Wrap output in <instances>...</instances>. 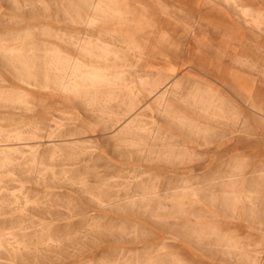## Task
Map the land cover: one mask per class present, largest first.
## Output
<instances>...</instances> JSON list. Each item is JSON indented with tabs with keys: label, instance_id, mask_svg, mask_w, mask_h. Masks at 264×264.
I'll list each match as a JSON object with an SVG mask.
<instances>
[{
	"label": "rangeland",
	"instance_id": "obj_1",
	"mask_svg": "<svg viewBox=\"0 0 264 264\" xmlns=\"http://www.w3.org/2000/svg\"><path fill=\"white\" fill-rule=\"evenodd\" d=\"M121 1L0 0V160L26 164L23 174L0 171V195L6 200L30 194L45 201L35 209L7 210L0 218V230L29 226L22 231L27 236L19 238L22 246L1 244L0 264H264V227L242 199L245 181H212L219 166L234 159L252 170L264 164V118L251 105L264 107V78L253 69L256 63L264 66V28L259 30L249 16L252 10L264 21V0H126L114 18L111 8ZM174 17L188 23L178 24ZM93 18L95 27L88 26ZM91 35L107 45L108 61L78 49ZM51 46L70 59L67 64L52 61ZM144 71L184 80L185 106L192 111H201L206 96L214 94L221 104L225 97L241 117L239 126L226 121L221 104H214V112H222L219 134L188 140V154L172 167L178 178L170 195L179 201L160 207L154 202L147 211L128 214L120 206L90 203L66 184H43L31 174V162L38 158L48 179L52 174L63 179L67 172L110 192L136 188L138 183L129 187L124 181L136 175L154 178L151 169L172 174L165 165L149 163L156 156L161 163L171 162L182 153L178 145H172L178 149L173 155L161 151L153 157L118 135L122 123L113 124L128 109L130 94L142 98L140 92L155 89L152 80L143 87L125 76ZM88 72L106 76L105 84L82 80ZM62 84L70 91H62ZM140 115L156 118L150 97L126 118ZM183 182L190 192H181ZM165 189L162 185L161 194ZM69 195L76 202H69ZM228 196L236 199L234 205L223 204ZM42 228L58 244L47 246L41 238L48 235L33 234ZM232 238L241 250L227 248Z\"/></svg>",
	"mask_w": 264,
	"mask_h": 264
},
{
	"label": "bare ground",
	"instance_id": "obj_2",
	"mask_svg": "<svg viewBox=\"0 0 264 264\" xmlns=\"http://www.w3.org/2000/svg\"><path fill=\"white\" fill-rule=\"evenodd\" d=\"M123 4H125V2L115 4L111 8V12L115 15H118V12L122 9ZM249 16L252 18L251 23H253V25H255L259 30L263 31L264 21L260 20L252 12V10L250 11ZM177 21L178 24L188 23L187 21L179 17ZM96 23L97 18H93L88 21V26L95 27ZM196 36V32H194L192 37L194 42L196 41ZM122 39L123 37L121 36V40ZM49 48H52L53 50L50 53V56L52 57V61H54L56 64L58 63L59 65H61L63 63L65 65L67 64V61L70 60L66 57L62 58L63 55L59 51V47L51 46ZM78 49H80V51L84 52L85 54H89L92 58L95 57L97 59H104L105 61H108L109 56L111 55L104 41L92 35L88 41H83V45H78ZM112 56H114L115 60L120 59L118 53H114ZM63 60L66 61L64 62ZM231 62L236 65L245 64L244 61ZM253 69L258 77L264 78V66L260 67L256 63ZM226 72L228 71L226 70ZM151 75L152 74L148 71H144L136 75L138 84L144 87L149 80L153 79ZM82 80L92 85L101 86L105 84L106 76L88 72L83 74ZM153 87L155 89L152 88L140 92L142 94V98H139L136 94H130L128 97V109L125 110L124 115L117 117L113 124L116 125L118 123H122L119 128L120 130L118 132V135L123 139L130 138L132 144L140 146L142 152L148 153L153 157L161 151H164L163 154L167 153L173 155V153L177 152H175V150L178 149H174L172 145H178L177 147L181 149L180 151L182 153L175 155L171 162L161 163L160 161H162V159L156 156L154 157L155 163H149V165H165L172 170V174L164 175L151 169L152 174H154V178H150L149 180L144 181L142 179L143 175H136L134 178L124 180L129 185V187L133 186L135 183H138L136 188L131 187L126 192H110L98 182L90 184V182H88L86 179L78 178L74 175L70 176L67 172L63 174V179H59L55 174H52V179H48L47 168L44 166L43 162L38 160V158L31 162V174L37 176L39 178V180H37L39 182H42L43 184H46L50 180L52 183L66 184L68 188H70V192H73L77 195L81 194L86 196L89 199L90 203L103 207L120 206L123 210L128 212V214L147 211L150 204L154 202H156L157 207H160L167 202L173 204L179 201L180 197L170 195V190L174 188L173 180L175 178H178L174 175L177 172L172 167L178 165L177 163L184 160V158L186 157L185 155L188 154V140H195L199 136H205L206 139H213L217 137V134H219V125L217 120L220 118V115H222V112L219 111V113H216L214 112L213 108L214 104L220 102L216 100L214 94H209L206 96V105L204 106L203 103L201 111L195 112L192 111L193 109H191L190 107L188 108L187 106H185L188 103L186 96V90L188 89L184 85V80H175L170 76L163 75L157 80L154 79ZM60 89L64 92L70 91V87L66 84H62L60 86ZM157 89H159L160 91L155 93ZM248 94L249 96L247 102L251 104V101H254V92L252 91ZM148 97L153 100V107L155 109L156 118H152L148 121L145 120V118L141 117V115L134 118H126L129 111H132L137 107L143 108V104L144 102L146 103ZM219 100L223 102V104H220L223 112L226 115L225 120L228 121V119H230L235 125L239 126L241 124V117L235 111L234 107L229 104L230 102L225 97H223L222 99L220 98ZM88 101L89 103L95 104V98H89ZM251 105L256 110H258L255 111V113L264 118V107L259 104ZM193 115H196L197 118H194ZM165 146L169 147L165 148ZM25 166V163H17L13 161V159L8 157L0 160V171H7L10 174H23L22 168H24ZM250 173L257 174L258 177H256L255 179H248L247 176ZM222 180L232 181L233 185L245 181V186H243V193L245 194V198L242 199H244L245 201L247 200L251 203L249 214H251V216L257 221V225L259 226V228L264 227V211H260V209L264 207V164L257 167L255 170H252V167L247 162L234 159L229 163L220 165L218 171L212 178V181L220 182ZM183 184L184 186L182 187L181 192H190L191 188L190 186H188V182H183ZM162 185L166 187L163 194H161L162 192L160 190ZM214 193L217 194V190ZM216 200L217 198L215 196H212L211 202L214 203L216 202ZM68 201L72 204L76 202L75 199L70 195L68 196ZM44 202L36 200L30 194H21V196L13 195L12 199L6 200L2 199L0 195V218L4 219L5 214L8 213L7 210L11 212L20 208L27 207H33L35 209ZM235 203L236 199L232 198L231 196H228L223 200V204H226L227 206H229L230 204L234 205ZM234 209L235 208H233V210ZM69 211L71 212V210ZM31 224L33 225L32 227H36L37 225L34 224V222H32ZM41 224L49 223H40L39 225ZM28 227L29 226L20 225L11 226L10 228H4L0 230V246L3 242H7L10 245L14 244L16 245V247L22 246V242L19 240V238L25 235L27 236V233L23 234L22 231L27 229ZM44 231L45 229L43 228L39 230L36 229L33 231V234H42L43 236L45 233ZM46 235L49 236L48 233ZM41 241L47 246H50L51 243H57L56 238L52 236H49L46 240L44 238H41ZM226 246L229 250H241L239 244L233 238L227 241Z\"/></svg>",
	"mask_w": 264,
	"mask_h": 264
},
{
	"label": "crops",
	"instance_id": "obj_3",
	"mask_svg": "<svg viewBox=\"0 0 264 264\" xmlns=\"http://www.w3.org/2000/svg\"><path fill=\"white\" fill-rule=\"evenodd\" d=\"M126 0H122L121 2H125ZM120 2V3H121ZM126 3V2H125ZM76 11H78V12H80V10L79 9H77ZM110 16V15H109ZM118 15H115L114 16V18H116ZM169 19L171 20V18L169 17ZM177 19H178V17H174V18H172V20L173 21H175V22H177L178 23V21H177ZM191 28L193 29L194 28V26H191ZM199 26L198 27H196L194 30H193V33L194 32H196V35H197V37H196V41L195 42H197L198 40H197V38H199L200 37V31H199ZM139 73H137V74H126L125 76L128 78H130V77H133V79L135 78L136 79V75H138ZM162 75H157V74H152L151 75V77L153 78L152 79V81L154 82V79H158L159 77H161ZM185 82V81H184ZM160 91V90H159ZM197 91H199V90H197ZM201 94H203L204 92H202V91H199ZM187 96V95H186ZM154 108V107H153Z\"/></svg>",
	"mask_w": 264,
	"mask_h": 264
}]
</instances>
